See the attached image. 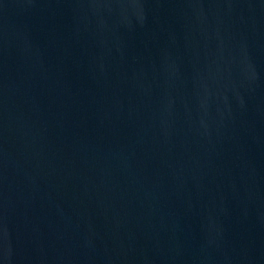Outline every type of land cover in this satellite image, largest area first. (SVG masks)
Returning a JSON list of instances; mask_svg holds the SVG:
<instances>
[{"label": "water", "instance_id": "1", "mask_svg": "<svg viewBox=\"0 0 264 264\" xmlns=\"http://www.w3.org/2000/svg\"><path fill=\"white\" fill-rule=\"evenodd\" d=\"M0 264H264V0H0Z\"/></svg>", "mask_w": 264, "mask_h": 264}]
</instances>
